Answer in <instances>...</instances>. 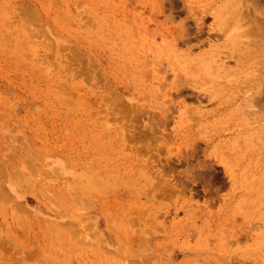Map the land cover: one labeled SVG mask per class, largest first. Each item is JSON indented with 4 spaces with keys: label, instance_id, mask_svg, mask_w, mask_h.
Masks as SVG:
<instances>
[{
    "label": "rangeland",
    "instance_id": "374dc122",
    "mask_svg": "<svg viewBox=\"0 0 264 264\" xmlns=\"http://www.w3.org/2000/svg\"><path fill=\"white\" fill-rule=\"evenodd\" d=\"M263 36L264 0H0V264H264Z\"/></svg>",
    "mask_w": 264,
    "mask_h": 264
},
{
    "label": "bare ground",
    "instance_id": "6f19581e",
    "mask_svg": "<svg viewBox=\"0 0 264 264\" xmlns=\"http://www.w3.org/2000/svg\"><path fill=\"white\" fill-rule=\"evenodd\" d=\"M217 1V0H216ZM254 2V1H253ZM230 5V4H229ZM162 6V5H161ZM221 6H223V4L221 5ZM230 7V6H229ZM232 7V6H231ZM192 8V7H191ZM216 9V8H215ZM234 9V8H233ZM203 10H205V9H203ZM202 10V11H203ZM240 10V9H239ZM213 11V10H212ZM231 11V10H230ZM163 12V11H162ZM206 12V11H205ZM211 12V11H210ZM229 12V11H228ZM240 12H241V10H240ZM248 13H249V11H247ZM153 13H155L154 11H153ZM247 13V14H248ZM157 14V13H156ZM155 14V15H156ZM159 14V13H158ZM162 14V13H161ZM163 14H164V18H165V16H167V17H169L168 15H165V13L163 12ZM162 14V15H163ZM238 14V13H237ZM251 14H253V13H251ZM250 14V15H251ZM140 15V14H139ZM192 15V14H191ZM193 15H198V13L196 14V13H194ZM192 15V17H194ZM199 15H201V13H199ZM212 15H215V18L217 19V20H219V19H221V18H223V19H225V18H227V5H226V8H225V11L223 10V9H220V7H217V9L215 10V14H212ZM249 15V16H250ZM154 16V15H153ZM172 16V15H171ZM170 16V17H171ZM202 16V15H201ZM240 16V15H239ZM238 16V17H239ZM248 16V17H249ZM169 17V19H171ZM198 17H200V16H198ZM197 17V18H198ZM260 17V16H259ZM158 18V17H157ZM157 18H155V19H157ZM163 18V17H162ZM195 18V17H194ZM200 18H202V17H200ZM200 18H198L197 20H196V24L195 25H197L198 27H199V29H201L202 28V24H204L202 21L204 20V18H202V20L201 21H199L200 20ZM235 18V17H234ZM240 18V17H239ZM243 18V17H242ZM158 19H160V18H158ZM168 19V18H167ZM230 19V18H229ZM249 19H250V17H249ZM258 19V18H257ZM133 20H135V19H133ZM137 20V19H136ZM226 20V19H225ZM242 20V19H241ZM126 21V20H125ZM153 21H154V19H153ZM163 21V20H162ZM197 21H199L200 23L198 24V22ZM251 21V20H250ZM260 21V20H259ZM128 22H130V21H128ZM156 22V21H155ZM154 22V23H155ZM160 22H161V20H160ZM238 22H240V21H238ZM261 22V21H260ZM138 23V22H137ZM157 23H158V21H157ZM163 23H164V21H163ZM183 23V22H182ZM182 23H180V25L178 26V27H180V28H183V29H180V28H176V29H179V30H177V31H179L180 33V36L182 37V35H184V34H186V33H188L187 35H189V31L188 32H186V31H184L185 29L184 28H186V27H184L185 26V23L182 25ZM248 23H249V20H248ZM251 23V22H250ZM145 24V23H144ZM240 24V23H239ZM252 24V23H251ZM134 25V24H133ZM157 25V24H156ZM160 25V24H159ZM171 25V24H170ZM200 25H201V27H200ZM260 25V24H259ZM169 26V25H168ZM174 27L176 26V25H173ZM173 26L171 25V27H169L170 29H173L174 30V28H173ZM182 26V27H181ZM231 26H233V25H231ZM133 27H135V26H133ZM133 27H132V29H133ZM138 28H139V26H138ZM197 28V27H196ZM225 28V27H224ZM230 28V27H229ZM237 28V27H236ZM251 28H253V27H250V30H251ZM260 28H261V26H260ZM259 28V29H260ZM135 29H136V27H135ZM135 29H133V30H135ZM167 29V28H166ZM175 29V30H176ZM232 29V28H231ZM196 30V29H195ZM202 30V29H201ZM219 30V29H218ZM240 30V29H239ZM242 30V29H241ZM247 30V29H246ZM255 29L253 28V31H254ZM166 31V30H165ZM170 31H172V30H170ZM177 31H174L175 32V36H176V33H177ZM182 31H184V32H182ZM226 31V30H225ZM225 31H224V33H222V35H225L226 33H225ZM228 31V30H227ZM226 31V32H227ZM234 31V30H233ZM243 31V30H242ZM186 32V33H185ZM202 32V31H201ZM247 32V31H246ZM182 33H184V34H182ZM195 34V37H197L198 35H199V33L197 32V34H196V31L194 32ZM238 33V32H237ZM242 33V32H241ZM257 33V32H256ZM147 34V33H146ZM145 34V35H146ZM174 34V33H173ZM178 34V33H177ZM182 34V35H181ZM201 34V33H200ZM215 34H217V33H215ZM220 34V33H219ZM228 34V33H227ZM227 34H226V37L224 38V41H223V43H221V45H219V47H218V49L217 50H215V51H218L219 49V52H214V53H210L209 55H207V54H200L201 56L200 57H202L200 60H203V58H206L205 60H207V61H209L210 63H212L213 64V62H215V60H217L216 58L218 57V56H220V58H226V56H228V51H227V45H228V42H229V36L227 37ZM230 34V33H229ZM233 34H235V33H233ZM260 34V33H259ZM162 35V34H161ZM169 35H170V33H169ZM169 35L168 34H165L164 35V37L165 38H163V41L165 42V44H164V46H166L167 45V40L166 39H168V40H171V38L169 37ZM186 35V36H187ZM218 35V34H217ZM240 35V34H239ZM243 35V34H242ZM247 35H248V33H247ZM254 35H255V33H254ZM258 35V34H257ZM138 36V35H137ZM163 36V35H162ZM179 36V35H178ZM177 36V37H178ZM221 36V35H220ZM234 35H232V37H233ZM184 37H185V35H184ZM184 37H182L183 39H184ZM194 37V38H195ZM223 37V36H222ZM238 37V36H237ZM249 37V36H248ZM252 37V36H251ZM254 37H257V36H254ZM259 37V36H258ZM264 37V36H263ZM178 38H180V37H178ZM177 38V39H178ZM191 37H189V39H190ZM235 38V37H234ZM174 39V38H173ZM172 39V40H173ZM188 39V40H189ZM240 41H241V39L240 38H238ZM250 39V38H249ZM256 39V38H255ZM258 39V38H257ZM260 39V38H259ZM146 40V39H145ZM235 40H237L236 38L234 39V42H235ZM134 41V40H133ZM249 41V40H248ZM251 41V40H250ZM256 41V40H255ZM257 41H259V40H257ZM257 41H256V44H257ZM263 41V40H262ZM261 41V42H262ZM154 42V41H153ZM237 42V41H236ZM235 42V43H236ZM242 42H244L243 41V38H242ZM252 42V41H251ZM151 43V44H150ZM149 44H150V46H152L153 47V45H152V42H150ZM170 43V42H169ZM231 43V42H230ZM229 43V44H230ZM234 43V44H235ZM238 43H239V41H238ZM264 43V42H263ZM127 44V43H126ZM244 44V43H243ZM246 44H248V43H246ZM245 44V45H246ZM171 45H173V44H170V46ZM231 45H233L232 43H231ZM236 45V44H235ZM234 45V46H235ZM241 45V44H240ZM250 45V44H249ZM128 47H129V45H127ZM144 46V45H143ZM136 47V46H135ZM152 47H150V48H152ZM161 47V46H160ZM174 47V46H173ZM176 47V46H175ZM229 47H230V45H229ZM247 47V46H246ZM250 47V46H249ZM253 47H254V45H253ZM255 47H257V46H255ZM127 48V47H126ZM232 48H233V46H232ZM243 48H245V46L243 47ZM139 50H140V48H138ZM159 50L161 49V48H158ZM165 49V48H164ZM163 49V50H164ZM228 49H230V48H228ZM234 49V48H233ZM249 49V48H248ZM251 49H253V48H251ZM261 49H262V47H261ZM143 50V49H142ZM238 50H240L241 51V53L243 52V51H245V50H243V49H238ZM138 52V51H137ZM146 52V51H145ZM158 52V51H157ZM237 52V51H236ZM236 52H234V53H236ZM255 52V54H257V56H258V54H259V52L258 51H254ZM149 53H152V52H149ZM230 53V52H229ZM241 53H239V54H241ZM247 53H249V52H247ZM139 54V53H138ZM233 54V53H232ZM251 55H252V53H250ZM262 54V53H261ZM261 54H259V56L258 57H260V55ZM235 54H233V56H234ZM204 56V57H203ZM206 56V57H205ZM236 56V55H235ZM250 56V55H249ZM256 56V55H255ZM256 56V57H257ZM264 56V55H263ZM169 57V56H168ZM197 57H199L198 55H197ZM244 57V56H243ZM253 56H251V58H252ZM262 57V56H261ZM134 58H137V57H134ZM237 58V57H236ZM159 59V58H158ZM167 59V58H166ZM197 58H195V60H196ZM241 59V57H240V55H239V57H238V62H239V66L241 67L242 65H243V63H246V62H243V61H241L240 60ZM248 59H250V58H248ZM253 59V58H252ZM251 59V60H252ZM140 60V59H139ZM190 60H193L192 58L190 59ZM149 61V60H148ZM249 62H247V63H250V60H248ZM174 62V61H173ZM198 62V61H197ZM254 62V61H253ZM262 62H264V61H262ZM262 62H261V64H262ZM169 63V62H168ZM191 63V62H190ZM195 63V62H194ZM205 62L203 61H201V65H200V67H198L197 69H196V74H197V76L195 77L198 81H195L196 83H194L193 81V83L194 84H196L197 85V83H198V85L199 86H202L203 85V83L205 84V83H211V87L209 86V88H213L215 91L214 92H211V94H210V97H211V95H215V97L213 96V98H216V96H221V97H223V95H226L227 93H228V91H227V81L226 82H224L220 77H222L221 76V69L220 68H215L213 71H211V70H209L208 68H206L203 64H204ZM207 63V62H206ZM225 63V62H224ZM227 63V62H226ZM200 64V63H199ZM251 64V63H250ZM253 64H255L254 65V69L256 70V74L254 75V77L251 79L252 81H253V84H250L251 85V88H252V85L254 86V89H255V93H258V94H256L255 95V97H254V99L256 98V96L257 97H259L260 96V93H259V89H260V87H261V84H264V82H263V80H264V78H263V76H264V74L262 73V75H261V73L259 72L260 71V65H259V63H253ZM253 64H251V66L253 65ZM189 65V64H188ZM192 65V64H191ZM195 65V64H194ZM198 65V64H197ZM236 65V64H235ZM234 65V66H235ZM263 65H264V63H263ZM211 66V65H210ZM230 66V65H229ZM229 66H224V67H222L223 69H224V71H227V69H229V68H227V67H229ZM233 66V67H234ZM248 65L246 64V67H247ZM188 67V66H187ZM232 67V68H233ZM237 67V66H236ZM239 67V68H240ZM245 67V68H246ZM136 68V67H135ZM231 68V67H230ZM248 68V67H247ZM186 69V68H185ZM241 69V68H240ZM262 70H263V68H262ZM233 71V70H232ZM237 71V70H236ZM239 71V70H238ZM242 72V71H241ZM254 72V71H253ZM253 72H251V74L253 73ZM261 72H263V71H261ZM255 73V72H254ZM235 74V73H234ZM237 74H239L238 72H237ZM157 75V74H156ZM191 75V74H190ZM224 75V74H223ZM241 74H239V76H240ZM243 75V74H242ZM193 76V75H192ZM234 76V75H233ZM236 77L238 76V75H235ZM245 76V78H247L246 77V75H244ZM252 76V75H251ZM251 76H250V78H251ZM249 78V77H248ZM224 79V78H223ZM227 80V79H226ZM230 81V80H229ZM250 80H248V82H249ZM224 82V83H223ZM234 85H235V87H236V85L238 86L237 88H236V90L237 89H239V91H241V87L238 85V84H240V83H243V82H245V80L243 81V78H241V77H238L237 79H235L234 81ZM232 82V83H233ZM231 82L229 83V84H232ZM249 83H251V81L249 82ZM192 84V83H191ZM228 84V85H229ZM245 85H247L246 83H244ZM195 85V86H196ZM232 86H233V84H232ZM234 87V86H233ZM151 88V87H150ZM247 88V87H246ZM250 88V89H251ZM228 89H230V86H229V88ZM250 89H249V91H250ZM263 89V88H262ZM245 90V89H244ZM247 91H248V89H246ZM246 90H245V93H246ZM264 90V89H263ZM233 91V90H232ZM253 91V90H252ZM198 93V92H197ZM208 93H210L209 91H208ZM231 93H233V92H231ZM236 93H237V91H236ZM244 93V92H243ZM250 93V92H249ZM264 93V92H263ZM196 94V93H195ZM240 93H238V95H239ZM171 95V94H170ZM169 95V96H170ZM204 95V94H203ZM232 95H235V94H232ZM242 95L243 94H241V97H242ZM245 95V94H244ZM230 96V95H229ZM240 96V95H239ZM246 96V95H245ZM264 96V95H263ZM219 97H217V98H219ZM244 97V96H243ZM247 97V96H246ZM209 98V97H208ZM235 98V97H234ZM260 98V97H259ZM257 99V100H259V101H261L262 99ZM263 98V97H262ZM209 100H211V99H209ZM228 100V99H227ZM235 100H236V98H235ZM257 100L255 101L256 103H257ZM263 100H264V98H263ZM218 101H221V100H219L218 99ZM254 101V100H253ZM253 101H250V102H253ZM233 102V100L231 99V103ZM230 103V102H229ZM234 103V102H233ZM232 103V104H233ZM255 104V103H254ZM260 103L258 102L257 103V105H259ZM259 106H263V105H259ZM224 107V106H223ZM251 160V159H250Z\"/></svg>",
    "mask_w": 264,
    "mask_h": 264
}]
</instances>
